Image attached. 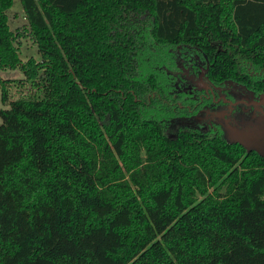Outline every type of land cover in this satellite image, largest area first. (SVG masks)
<instances>
[{
    "label": "trees",
    "instance_id": "16d2710c",
    "mask_svg": "<svg viewBox=\"0 0 264 264\" xmlns=\"http://www.w3.org/2000/svg\"><path fill=\"white\" fill-rule=\"evenodd\" d=\"M12 2L0 68L41 76L16 103L47 114L0 131V264H264V155L219 126L169 130L204 102L177 50L216 84L264 89V0H21L26 30ZM25 31L40 62L19 58ZM55 174L69 201L46 189Z\"/></svg>",
    "mask_w": 264,
    "mask_h": 264
},
{
    "label": "rangeland",
    "instance_id": "374dc122",
    "mask_svg": "<svg viewBox=\"0 0 264 264\" xmlns=\"http://www.w3.org/2000/svg\"><path fill=\"white\" fill-rule=\"evenodd\" d=\"M7 15L8 24L11 29L14 30L17 27H25V30L28 29L21 0H13L12 5L7 10ZM19 49V58L21 61H25L30 57H33L36 62L41 61V55L38 51L37 44L32 40L27 31H25L24 35L20 38ZM200 58L202 57L196 53H181L178 50L176 51V62L179 67L177 77L182 86L191 85L197 87L199 83H202V85L207 84L206 77L201 72L204 68V60ZM38 79H41V76H39ZM0 80L5 81L7 98L8 102H10L8 104H2L0 97V131L14 123L13 115L15 113L24 114L28 120H18L15 123L19 125L18 128L11 127L14 131L16 129H24L30 124V119L40 118L47 114L43 106L37 103L25 105L16 103L17 99L40 97L38 93H40L41 89L38 88L39 85L37 84V80L35 82L24 78L23 73L19 68H0ZM221 89L223 93H227L234 99H244V97L248 95L236 84L229 81L222 84ZM210 110H213L214 113L210 112ZM219 111H226V106L221 105L215 108L210 106L205 107L193 116L177 119L175 125L170 127L169 130L174 132L176 125L185 124L203 128L207 124L215 122L219 123L221 126L225 138L228 141H233L239 139L241 135H247L248 137L258 135L264 124V114H257L254 119L250 120L249 115L241 118L239 112L225 117V114L220 115ZM251 121H254V123H250ZM6 130L11 131L10 128ZM42 140L43 138L40 137L39 145ZM68 161L71 163V167L74 170L77 169L80 172L81 167L79 164H76L71 160ZM66 181L67 179L64 176L58 174H55L47 181L45 186L52 199L56 201L65 199L68 201L70 200V198L67 197L69 186Z\"/></svg>",
    "mask_w": 264,
    "mask_h": 264
},
{
    "label": "flooded vegetation",
    "instance_id": "af4514ba",
    "mask_svg": "<svg viewBox=\"0 0 264 264\" xmlns=\"http://www.w3.org/2000/svg\"><path fill=\"white\" fill-rule=\"evenodd\" d=\"M178 51H180V50H178ZM180 52L181 53H187V52L188 53H195V52H192L190 50H185V51H180ZM197 55H199V54H197ZM200 57H202V56H200ZM200 59L204 60V68L202 69L201 72L205 75L207 84L202 85V83H199L197 86L199 89L197 87L191 86V85H187V86L181 85V82L178 80V77H177L179 67H178V70L176 72H173V74L176 75V79H177L178 83L180 84V86L183 89H187L190 92H193L192 97H194V98H196V96L200 97V99L196 101L198 104L204 100V102L201 103L198 112L201 111L202 109H204L205 107H208V106L215 108V107H219L221 105H225L226 111H219V114L220 115L225 114V117H228V115H232L234 113L239 112L241 115L240 116L241 118L245 117L246 115L247 116L249 115V118L251 120V119H254V117L257 114H261V115L264 114V89H262L259 92H255L253 89L247 88L244 84L239 83V82H235L232 80H225L220 84H216L211 79L208 78L207 59L204 57H202ZM262 80L264 81V76L262 77ZM227 81L236 84L238 87H240L242 89L243 92H245L248 95L245 96L244 99H242V98L241 99H234L231 96H229L227 93H223L221 86H222V84H224ZM261 95H263L262 99L260 97ZM198 112H195L191 116L197 114ZM210 112L214 113L213 110H210ZM250 123L253 124L254 121H251ZM207 126H213V127L219 126L221 128L219 123H215V122H211V123L207 124L205 127H207ZM205 127H203V128H205ZM263 129H264V125L262 127V130ZM241 139L243 140L242 142H244V143L254 142V140H252L253 137H247L245 135H242Z\"/></svg>",
    "mask_w": 264,
    "mask_h": 264
},
{
    "label": "water",
    "instance_id": "95a60500",
    "mask_svg": "<svg viewBox=\"0 0 264 264\" xmlns=\"http://www.w3.org/2000/svg\"><path fill=\"white\" fill-rule=\"evenodd\" d=\"M262 96L263 95L260 96L261 99H262ZM245 136H247V135H245ZM250 137H253L252 140H254V142L244 143V142H242L243 140L241 139V137L239 139H235L233 141H238V142L242 143L246 148H253L256 151H258L260 154L264 155V129L263 130L261 129L260 133L258 135H252Z\"/></svg>",
    "mask_w": 264,
    "mask_h": 264
}]
</instances>
